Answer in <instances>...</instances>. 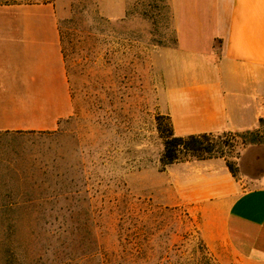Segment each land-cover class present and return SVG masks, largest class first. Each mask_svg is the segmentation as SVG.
<instances>
[{
  "label": "rangeland",
  "instance_id": "1",
  "mask_svg": "<svg viewBox=\"0 0 264 264\" xmlns=\"http://www.w3.org/2000/svg\"><path fill=\"white\" fill-rule=\"evenodd\" d=\"M49 1L74 111L55 131L0 137V264H223L161 164L171 1L127 0L121 19L101 0ZM224 134L240 136L221 158L235 177H264V122Z\"/></svg>",
  "mask_w": 264,
  "mask_h": 264
},
{
  "label": "crops",
  "instance_id": "2",
  "mask_svg": "<svg viewBox=\"0 0 264 264\" xmlns=\"http://www.w3.org/2000/svg\"><path fill=\"white\" fill-rule=\"evenodd\" d=\"M160 107L176 136L243 132L264 120V0H170ZM110 19L127 0L100 1ZM9 16V21H8ZM5 17V22L3 19ZM74 111L52 3L0 6V133L55 131ZM223 264H264V177H235L221 159L168 167Z\"/></svg>",
  "mask_w": 264,
  "mask_h": 264
},
{
  "label": "trees",
  "instance_id": "3",
  "mask_svg": "<svg viewBox=\"0 0 264 264\" xmlns=\"http://www.w3.org/2000/svg\"><path fill=\"white\" fill-rule=\"evenodd\" d=\"M41 3H50L49 0H42L37 2V0H0V6H9V5H32V4H41ZM168 118V117H167ZM170 121V119L168 118ZM264 120L261 119L260 123H263ZM170 130L168 129V135L165 136V146L164 152L161 157V164L165 169L168 166H171L180 161H202L208 159H226L227 149L229 147H234V142H237L239 135L224 134L223 136H216L212 133L198 134V135H189L186 137L176 136L173 132V126L170 121ZM24 131H17L14 134H24ZM27 133H35V131H30ZM9 132L0 133V137L9 136ZM216 139L221 140L222 142L216 143ZM256 140H252L249 144H255ZM3 149L0 146V155L3 153ZM227 168L232 173L233 176L236 175V167L232 162H226ZM63 264V263H61ZM68 264V263H64Z\"/></svg>",
  "mask_w": 264,
  "mask_h": 264
}]
</instances>
